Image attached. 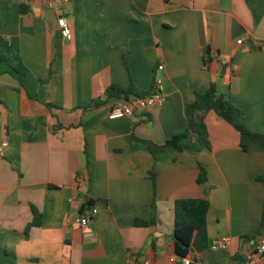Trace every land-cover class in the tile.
Segmentation results:
<instances>
[{"label":"crops","instance_id":"crops-1","mask_svg":"<svg viewBox=\"0 0 264 264\" xmlns=\"http://www.w3.org/2000/svg\"><path fill=\"white\" fill-rule=\"evenodd\" d=\"M64 13L70 38L42 0H0V53L29 68L21 85L0 64V264H175L182 198L208 199L210 240L230 237L226 249L191 251L193 264H247L264 235V145L243 150L213 111L210 147L188 138L191 147L154 157L146 141L183 132L187 105L212 81L248 129L264 132V0H69ZM154 74L161 105L109 117L115 104L148 95ZM111 84H134V94L84 109ZM85 196L99 211L82 227ZM34 209L40 223L30 226Z\"/></svg>","mask_w":264,"mask_h":264},{"label":"trees","instance_id":"trees-1","mask_svg":"<svg viewBox=\"0 0 264 264\" xmlns=\"http://www.w3.org/2000/svg\"><path fill=\"white\" fill-rule=\"evenodd\" d=\"M21 7L22 11H27L29 9L26 4H23ZM213 55L214 52L212 49L207 47L204 51L206 65H209V63L214 60L215 57ZM2 62H6L7 65L17 74V79L22 85L28 75L29 68L24 64L20 56L14 53H0V64ZM230 62L233 63V60L231 59ZM154 78L155 74L153 77V83ZM134 91V84H130L127 87L111 84L107 87L103 96L94 99L90 104L85 106L84 109L100 106L110 99L129 101V98L134 94ZM211 111L215 112L220 118L230 123L239 132L240 146L243 150L248 149V143L250 140H256L264 145V132L258 133L248 129L243 123V110L232 102L229 95L219 89L216 81H212L205 92L196 93L194 100L187 105V126L183 132L173 135L162 144L146 141V144L149 146L154 157H156L158 151L166 150L171 147L178 150H181L184 147H191L183 142L188 138L194 139L199 146L205 145L210 147L206 116ZM199 168L198 182L206 184L208 181L206 167L200 165ZM151 174L155 186V173L151 171ZM257 179L259 182H264V173ZM86 205L94 207L96 206V201L85 196V201L81 204L82 211ZM153 206H155L154 202ZM209 206V201L205 198H182L176 200L174 242L175 251L179 257H185L193 250L202 251L210 248L212 241L208 236L207 230ZM33 211L34 219L32 223H30V226L40 223V214L36 209ZM147 223L148 222L144 220H137L136 222L138 226H146Z\"/></svg>","mask_w":264,"mask_h":264},{"label":"built area","instance_id":"built-area-1","mask_svg":"<svg viewBox=\"0 0 264 264\" xmlns=\"http://www.w3.org/2000/svg\"><path fill=\"white\" fill-rule=\"evenodd\" d=\"M44 5L54 11L57 15V21L62 30V34L65 38L71 37V29L69 25L68 17L65 15L64 10L68 5L69 0H42ZM215 57V53L213 55ZM236 66H233L235 70ZM164 69L163 64H158L156 66L155 71L160 72ZM164 100L163 95V79L161 76L155 74L154 83L152 87V91L149 95L144 97H136L129 102H120L115 104L110 112L109 117L112 119L120 118L128 115H132L134 113V109L139 107L141 109H147L151 106L161 105ZM8 146V142L4 140L2 135L0 134V158L4 156L5 150ZM99 211L98 206L90 207L85 213L80 215L76 222H78L82 227H87L92 217L97 214ZM230 245V237L228 235H224L213 240L210 244V248H222L226 249ZM170 260L175 264H193V260L190 256L185 257H171ZM262 262L264 264V235L260 239L259 245L257 246L254 254H251L248 258L247 264H259ZM228 264V263H223Z\"/></svg>","mask_w":264,"mask_h":264}]
</instances>
